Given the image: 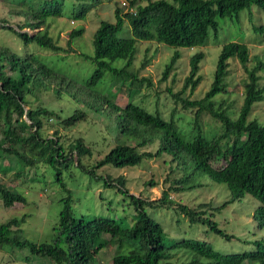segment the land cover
I'll return each mask as SVG.
<instances>
[{
	"label": "trees",
	"instance_id": "1",
	"mask_svg": "<svg viewBox=\"0 0 264 264\" xmlns=\"http://www.w3.org/2000/svg\"><path fill=\"white\" fill-rule=\"evenodd\" d=\"M0 2L21 18L16 30L9 25L3 27L2 24L8 21L1 20L0 30L11 32L24 47L37 45L57 55L65 49L55 43L49 29L58 22L57 18L64 17V9L69 10L73 19L71 21L84 20L91 10L99 7L101 0ZM115 4V22L101 21L94 32L93 56L82 54V57L93 61L95 69L81 84L55 71L31 50L26 48L23 53H19L0 43V173L8 175L14 171L11 176L17 180L33 171L29 178L31 183H44L46 186L48 183L45 180L51 178V183L58 185L63 194L59 200L62 206L52 236L41 242L24 239L21 226L26 216L14 217L0 223V251L26 249L30 256L46 257L54 264H101L99 254L110 248L113 250L110 264H178L172 260L183 248L186 249L183 256L187 255L184 264H264V241H254V248L250 251L221 254L205 241L175 240L146 212V209H171L176 206L175 212L182 214L190 223L207 224L218 236L232 239L210 218L204 217L206 207L213 210L209 204H200L197 208L176 205L169 198L171 189L163 191L160 199H141L130 193L123 176L114 178L109 174L96 175L97 170L105 166L132 168L144 160L163 156H169L171 163L188 160L193 166L191 176L203 174L217 184L226 185L230 196L222 207L243 199L245 195L258 201L252 219L258 228L264 227V120L250 117L254 105L264 101V86L259 84V73L264 72V59L254 56L253 66L248 68L250 56L245 44H223L209 90L202 98L191 100L182 93L188 88L193 93L201 81L199 63L204 57L201 52L192 55L189 59V74L184 79L182 90L173 94L167 89L175 105L195 111L194 128L186 133L179 132L174 123L175 107L167 119L131 102L119 106L110 93L96 90L104 72H109L113 76L111 85L118 93L126 86L128 92L129 87L136 86L141 91L142 85L148 80L139 79L136 73L129 70L138 42H154L171 48L203 47L208 44L210 37L213 40L216 37L219 18L235 17L238 20L244 10H248L251 15L252 7L264 12V0H145V4L129 0V9H124V13L116 0ZM49 18H55V22L51 23ZM125 27L129 36H119ZM255 28L264 29L262 25ZM82 33L83 28L70 31L67 40L69 50L73 40ZM179 59L180 54L175 50L164 67L162 81L167 79ZM230 59H236L245 73L242 102L235 117L229 111L233 103L228 102L226 97L229 94L226 78L231 72ZM116 60L124 62L119 69L111 66ZM147 84L150 85L149 82ZM47 92L57 98L68 96L79 105L78 109H74L70 116L63 117L45 106H29L32 104L30 97L38 99ZM89 111L95 114L102 111L99 114L108 117L109 126L115 132L114 146L91 164L87 161L92 158L93 151L84 139L77 138L66 144L58 136L57 129L53 132V135H57L55 138L44 134L48 120L70 128L85 121ZM203 114L221 126L211 136L203 132L200 123ZM152 145L157 147L155 152L144 151ZM8 158L15 162L3 165L2 162ZM221 161L222 166L212 165ZM71 167L90 178L101 180L104 187L115 189L125 199V204L133 206L131 217H76L71 206V191L64 182V173H68ZM188 182L189 177L181 175L172 182L178 186L173 190L183 192L195 187L188 185ZM0 200L5 208L26 204L20 189L1 181Z\"/></svg>",
	"mask_w": 264,
	"mask_h": 264
},
{
	"label": "rangeland",
	"instance_id": "2",
	"mask_svg": "<svg viewBox=\"0 0 264 264\" xmlns=\"http://www.w3.org/2000/svg\"><path fill=\"white\" fill-rule=\"evenodd\" d=\"M117 1V0H116ZM140 4H145V0H137ZM172 2V0H167ZM118 2V1H117ZM115 0H101L99 7L91 10L84 20L71 19L70 12L64 9V17L57 18L49 29L50 36L57 45L65 49L63 52L50 54V52L40 48L37 45L24 47L23 43L17 39L11 32L0 30V43L7 45L16 52L23 53L25 49L31 50L37 56L44 60L45 63L52 67L55 71L63 74L78 84L83 83L95 69V64L90 58L82 57L85 54L92 57L94 49L92 45L93 35L101 21L115 22L114 5ZM67 6V5H66ZM251 15L248 10H244L239 15V19L219 18L217 35L210 37L208 44L203 47L196 48H171L163 44H155L154 42H138L136 44V54L130 71L137 74L138 78H145V82L141 91L139 87H129V92L123 88L121 92L111 85L110 79L113 77L109 72H104L102 80L97 84L96 90L110 93L115 103L124 106L128 102L134 103L150 113H158L169 119V115L174 111V123L179 132H189L194 128V109H181L175 105L174 98L167 89L173 94L182 90L184 79L189 74V59L196 53H203L204 57L199 63L198 75L201 81L196 86L193 93L190 88L182 93L183 96L200 99L209 90L213 82V74L215 71L218 56L221 52L223 44L227 42L243 43L249 50L250 62L248 68L253 66V57L264 59V29H256L255 27L262 25L264 27V12L259 11L256 7H252ZM123 13L125 12L122 9ZM51 23L55 22L49 18ZM7 20L3 27L9 25L17 29L16 24L21 18L16 17L10 10V7L0 2V21ZM84 30L81 36L75 38L70 45L71 50L67 46L68 34L71 30ZM27 31L33 34L34 31ZM126 27L119 34L121 37H128ZM215 42V43H214ZM69 50V51H68ZM180 54V59L176 62L174 68L169 72L165 81H162V72L165 65L170 60L174 51ZM68 51V52H67ZM35 54V55H36ZM145 66H142L143 63ZM124 65L123 60L114 61L111 66L121 68ZM230 75L226 78L229 94L226 96L228 102L233 103L229 110L232 117L236 116L237 109L242 102L243 82L245 73L241 65L236 59L229 60ZM261 80L260 86H264V72L259 73ZM220 96V95H219ZM40 98L34 99L30 97L31 105L29 106H45L53 109L63 117L70 116L74 109H78V104L74 103L68 96L63 95L57 98L53 93L47 92L41 94ZM219 100V99H217ZM26 109L28 108L25 107ZM98 112V111H97ZM95 114L91 111L87 112V119L79 122L70 128H64L61 124L53 120H48L44 126V134L51 137L55 129L58 130V136L62 137L66 144L77 138H82L91 147L93 156L87 161L88 164L100 159L110 148L114 146L115 132L109 126L110 122L105 115ZM252 118L264 120V101L254 105ZM203 132L211 136L215 131H219L221 126L211 120L206 114L201 116L200 120ZM85 142V143H86ZM156 145H152L144 149V151L155 152ZM15 162L12 158L5 159L2 164L9 165ZM86 162V161H85ZM179 164V165H178ZM215 167L223 165V162L213 163ZM193 166L188 160H178L175 163L170 162L169 156L144 160L139 166L127 168H113L105 166L97 170L96 175L104 176L109 174L114 178L123 176L126 179V187L131 194L145 200L160 199L161 194L165 190H169V198L177 205H186L191 208H197L200 204H209L205 208L204 217L210 218L217 227L225 234L232 236V239L226 240L215 234L207 224H193L182 214L175 212V207L171 209L157 208L146 209V212L159 223L165 232L175 238L182 239H198L208 243L213 250L221 254H233L250 251L254 248V241H264V227L258 228L257 223L252 219L253 212L258 206V201L249 195L241 200L235 201L222 207L229 199L230 193L225 184H217L208 176L203 174H192ZM14 171L8 175L0 173V181L7 185H14L20 189L25 198L26 204H14L11 208H5L0 200V223L7 222L11 218H21L26 216L25 222L21 226L22 238L41 242L47 237L53 235V227L57 223L61 203L59 200L63 197L61 189L56 184L51 183V178L45 180L48 183L34 184L29 181L33 171H29L28 175L15 179L11 176ZM64 182L66 187L72 194V210L76 217L83 216H114L130 218L134 213L133 206L125 204L126 201L116 190L104 187L102 181L97 178H90L77 168H69L68 173H64ZM14 175V174H13ZM188 176V185H194L191 190L175 191L172 184L179 177ZM106 176V175H105ZM50 177V176H49ZM153 184H149V183ZM39 185V186H38ZM128 202V201H127ZM107 248L99 254L101 264H110L113 250ZM186 249H180L172 261L178 264L187 262V255L183 256ZM27 257V258H26ZM0 264H54L50 259L41 256H30L26 249L20 251H0Z\"/></svg>",
	"mask_w": 264,
	"mask_h": 264
},
{
	"label": "built area",
	"instance_id": "3",
	"mask_svg": "<svg viewBox=\"0 0 264 264\" xmlns=\"http://www.w3.org/2000/svg\"><path fill=\"white\" fill-rule=\"evenodd\" d=\"M118 3L120 4L121 8L123 9H129V0H117ZM132 10V9H130Z\"/></svg>",
	"mask_w": 264,
	"mask_h": 264
}]
</instances>
